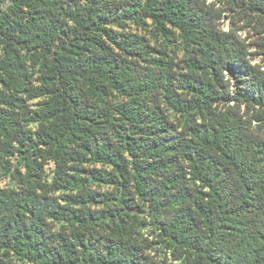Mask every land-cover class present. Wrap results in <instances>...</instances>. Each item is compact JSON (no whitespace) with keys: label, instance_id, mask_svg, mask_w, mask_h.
Here are the masks:
<instances>
[{"label":"trees","instance_id":"obj_1","mask_svg":"<svg viewBox=\"0 0 264 264\" xmlns=\"http://www.w3.org/2000/svg\"><path fill=\"white\" fill-rule=\"evenodd\" d=\"M0 264H264V0H0Z\"/></svg>","mask_w":264,"mask_h":264},{"label":"rangeland","instance_id":"obj_2","mask_svg":"<svg viewBox=\"0 0 264 264\" xmlns=\"http://www.w3.org/2000/svg\"><path fill=\"white\" fill-rule=\"evenodd\" d=\"M225 29H227V25L226 26H223Z\"/></svg>","mask_w":264,"mask_h":264}]
</instances>
